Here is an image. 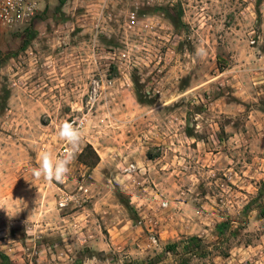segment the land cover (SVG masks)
<instances>
[{
	"label": "rangeland",
	"instance_id": "rangeland-1",
	"mask_svg": "<svg viewBox=\"0 0 264 264\" xmlns=\"http://www.w3.org/2000/svg\"><path fill=\"white\" fill-rule=\"evenodd\" d=\"M61 1L0 29V264H264V0Z\"/></svg>",
	"mask_w": 264,
	"mask_h": 264
},
{
	"label": "built area",
	"instance_id": "built-area-1",
	"mask_svg": "<svg viewBox=\"0 0 264 264\" xmlns=\"http://www.w3.org/2000/svg\"><path fill=\"white\" fill-rule=\"evenodd\" d=\"M45 2L46 0H0V29L14 30L30 26L35 16L43 8ZM135 14L136 13L132 12L130 15L131 25L136 23ZM103 83H99L96 79L92 81V91L89 96L90 100H95L97 91L103 87ZM110 84L111 80L106 81L105 87H108ZM86 120V117H82L79 120H74L72 124L76 128H80L84 125ZM69 152L70 149L64 147L61 150L60 157H64ZM133 167V165H130L129 170Z\"/></svg>",
	"mask_w": 264,
	"mask_h": 264
},
{
	"label": "clouds",
	"instance_id": "clouds-1",
	"mask_svg": "<svg viewBox=\"0 0 264 264\" xmlns=\"http://www.w3.org/2000/svg\"><path fill=\"white\" fill-rule=\"evenodd\" d=\"M203 50L197 49V55L202 56ZM59 137L67 141L70 145V152L64 157H57L53 160L51 154L47 151L40 154V163L38 167L31 170L34 179H43L51 184L53 182H62L64 177L70 172V164L76 156L81 141V133L72 123L63 122L59 126Z\"/></svg>",
	"mask_w": 264,
	"mask_h": 264
},
{
	"label": "trees",
	"instance_id": "trees-1",
	"mask_svg": "<svg viewBox=\"0 0 264 264\" xmlns=\"http://www.w3.org/2000/svg\"><path fill=\"white\" fill-rule=\"evenodd\" d=\"M66 0H62L61 1V3H64ZM220 226H225V224H222V225H220ZM196 240H197V238H195V237H191L190 238V242H192V243H196Z\"/></svg>",
	"mask_w": 264,
	"mask_h": 264
}]
</instances>
